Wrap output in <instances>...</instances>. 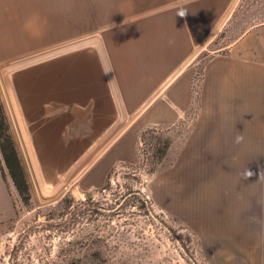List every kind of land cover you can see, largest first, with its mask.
I'll list each match as a JSON object with an SVG mask.
<instances>
[{
  "label": "crops",
  "instance_id": "1",
  "mask_svg": "<svg viewBox=\"0 0 264 264\" xmlns=\"http://www.w3.org/2000/svg\"><path fill=\"white\" fill-rule=\"evenodd\" d=\"M240 1L0 0L1 95L39 182L104 184L144 128L190 108L204 51L205 119L221 130L245 115L264 121V22L242 27ZM236 127L235 143L216 133L211 152L227 153L223 168L239 183L264 169V145Z\"/></svg>",
  "mask_w": 264,
  "mask_h": 264
},
{
  "label": "rangeland",
  "instance_id": "2",
  "mask_svg": "<svg viewBox=\"0 0 264 264\" xmlns=\"http://www.w3.org/2000/svg\"><path fill=\"white\" fill-rule=\"evenodd\" d=\"M236 13L248 20L242 27L262 23L264 0H241ZM208 53L198 57L190 108L144 128L132 158L117 162L100 186L75 178L41 184L18 151L29 187L24 203L0 154V264H264V169L238 183L226 175L236 170L223 168L227 153L211 152L216 133L235 143L237 122L246 142L264 145V121L245 115L221 130L205 119L199 82ZM0 99L14 137L1 87Z\"/></svg>",
  "mask_w": 264,
  "mask_h": 264
},
{
  "label": "trees",
  "instance_id": "3",
  "mask_svg": "<svg viewBox=\"0 0 264 264\" xmlns=\"http://www.w3.org/2000/svg\"><path fill=\"white\" fill-rule=\"evenodd\" d=\"M144 135V134H143ZM0 154L3 165L10 176L13 185L24 203L29 200V187L25 171L19 157L14 137L11 133L8 117L0 99ZM1 175L4 176L3 167L0 165Z\"/></svg>",
  "mask_w": 264,
  "mask_h": 264
},
{
  "label": "bare ground",
  "instance_id": "4",
  "mask_svg": "<svg viewBox=\"0 0 264 264\" xmlns=\"http://www.w3.org/2000/svg\"><path fill=\"white\" fill-rule=\"evenodd\" d=\"M67 47H69V46H67ZM67 47H66V48H67ZM0 78H1V76H0ZM2 80H3V79H2ZM1 82H2V81H1ZM3 86H4V85H3ZM5 89H6V88H5ZM6 91H7V90H5V92H6ZM4 94H5V93H4ZM8 102H9V100H8ZM10 106H11V104H10ZM11 108H12V107H11ZM12 109H13V108H12ZM12 109H11V111H12ZM11 111H10V112H11ZM12 112H13V111H12ZM13 113H14V112H13ZM14 119H16V118H14ZM14 123H15V122H14ZM16 124H17V122H16ZM19 133H21V132H19ZM107 138H108V137H107ZM21 140H22V139H21ZM21 140H20V142H21ZM23 141H24V140H23ZM103 142H104V141H103ZM103 142H102V144H103ZM23 143H24V142H23ZM23 143H22V144H23ZM100 147H102V146L100 145ZM97 148H98V147H97ZM24 149H25V147H24ZM95 150H99V148H98V149H95ZM27 154H28V152H27ZM27 154H23V156H24V158H25V161H26L27 167H28L29 169H32L31 166H30V163H29V161H28V159H27V157H28ZM92 154H93V153H92ZM94 154H95V153H94ZM95 155H96V154H95ZM91 156H92V155H91ZM92 157H93V156H92ZM90 159H91V158H90ZM86 160H87V159H86ZM90 161H91V160H90ZM90 161H89V162H90ZM85 162H86V161H84V164H86ZM26 164H25V165H26ZM84 164H83V165H84ZM87 165H88V162H87ZM87 165H86V166H87ZM84 166H85V165H84ZM32 172H33V171H32ZM28 175H29V174H28ZM34 178H35V177H34ZM33 180H34V179H33ZM37 184H38V183H37ZM31 185H32V184H31ZM64 187H65V186H64ZM38 190H39V189H38ZM34 193H35V192H34ZM39 194H40V193H39ZM54 195H55V193H54ZM40 197H41V196H40ZM42 198H43V197H42ZM42 198H40V200H41ZM43 199H44V198H43ZM43 199H42V200H43Z\"/></svg>",
  "mask_w": 264,
  "mask_h": 264
},
{
  "label": "clouds",
  "instance_id": "5",
  "mask_svg": "<svg viewBox=\"0 0 264 264\" xmlns=\"http://www.w3.org/2000/svg\"><path fill=\"white\" fill-rule=\"evenodd\" d=\"M109 71H110V69H109ZM241 139H242L241 136H237V141H238V142H239Z\"/></svg>",
  "mask_w": 264,
  "mask_h": 264
},
{
  "label": "built area",
  "instance_id": "6",
  "mask_svg": "<svg viewBox=\"0 0 264 264\" xmlns=\"http://www.w3.org/2000/svg\"><path fill=\"white\" fill-rule=\"evenodd\" d=\"M5 264H10L9 261L5 262Z\"/></svg>",
  "mask_w": 264,
  "mask_h": 264
}]
</instances>
